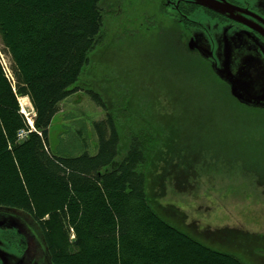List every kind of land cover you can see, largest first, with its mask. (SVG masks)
Wrapping results in <instances>:
<instances>
[{"label": "rangeland", "instance_id": "rangeland-1", "mask_svg": "<svg viewBox=\"0 0 264 264\" xmlns=\"http://www.w3.org/2000/svg\"><path fill=\"white\" fill-rule=\"evenodd\" d=\"M99 1L104 38L88 53L72 87L79 89L64 97L51 119L49 152L96 154L94 123L107 112L121 131L155 134L160 160L154 159V170H146L147 191L163 219L207 246L264 264V180L257 182L264 178V109L243 108L215 70L206 73L176 47L193 43L201 54L190 51L202 60H214V48L217 70L240 81L253 82L258 75L260 80L251 84L258 88L264 81L263 43L245 33L231 35V29L201 12L189 17L210 29L189 25L188 33L177 23L170 0ZM217 4L234 10L223 1ZM219 79L227 92L217 85ZM86 89L98 92L108 110ZM20 110L31 120L29 100L20 101ZM0 219L10 224L11 233L20 230L27 243V251L20 252L7 241L8 264H49L42 246L37 249L39 229L28 212L0 206Z\"/></svg>", "mask_w": 264, "mask_h": 264}, {"label": "trees", "instance_id": "trees-1", "mask_svg": "<svg viewBox=\"0 0 264 264\" xmlns=\"http://www.w3.org/2000/svg\"><path fill=\"white\" fill-rule=\"evenodd\" d=\"M99 2L0 0V39L15 80L13 89L0 65V206L34 217L52 264H249L198 241L154 208L146 170L157 167L155 134L121 131L117 118L107 112L94 123L96 154L63 157L49 152L51 119L64 97L79 89L72 87L88 53L104 38ZM176 47L210 72L209 62L185 45ZM86 91L106 110L98 92ZM21 96L34 111L32 127L20 110ZM23 129L27 134L18 139Z\"/></svg>", "mask_w": 264, "mask_h": 264}, {"label": "flooded vegetation", "instance_id": "flooded-vegetation-1", "mask_svg": "<svg viewBox=\"0 0 264 264\" xmlns=\"http://www.w3.org/2000/svg\"><path fill=\"white\" fill-rule=\"evenodd\" d=\"M170 1L172 2L170 3L172 5V8L176 9L175 14L178 16L177 23L179 22L180 24H182L184 29L188 33L190 32V28H191V26L189 25H193L194 29L195 28L199 29L202 27L206 28L207 31L210 29L207 26H202L200 21H196L189 17V15L192 12H196V13L201 12L204 16L209 18L211 17L214 21L217 22V25H220L222 28L231 29L230 30L231 35L232 34L242 35V33H245L248 37H250V39L254 40L255 43L257 41H261L264 45V0H204L207 3L211 2V4L214 5L223 1L228 6H231L232 7L231 9H234L233 11H228L227 12L228 14L216 12L215 10L212 9L210 5L208 7L206 6V4L203 5L202 3H200L199 1L197 2L196 0H170ZM223 42L225 43V38ZM191 45H192L191 47L186 46V49L189 51L190 49L198 50V48L193 43H191ZM214 50L215 49L213 48V53L211 54L212 57L215 58L214 60H216V57L217 55H219V53ZM198 53H200L199 50ZM203 58L205 60H208V62H210L211 69H213L212 63L214 62V60L207 57H203ZM30 217L32 216L30 215ZM32 219L34 220V222L37 225V228L39 229L38 235L33 233L36 239L40 235V238L36 240L38 244L37 249L39 247L41 248L42 246V249H44L45 252L44 259H47L49 264H52L49 250L46 247L45 238H43L42 229L40 228L39 223L34 219V217H32ZM8 225H10L8 222H5L0 219V264H8L6 257V252H7L6 243L7 241H9V239L13 240L16 250H19L20 252L27 251L26 250L27 243L25 239H23L22 234H20V230L11 233L6 229ZM36 262L37 261H34V264Z\"/></svg>", "mask_w": 264, "mask_h": 264}, {"label": "water", "instance_id": "water-1", "mask_svg": "<svg viewBox=\"0 0 264 264\" xmlns=\"http://www.w3.org/2000/svg\"><path fill=\"white\" fill-rule=\"evenodd\" d=\"M197 2L199 1L200 3H202L203 5L206 4V6L209 7V5L212 7L213 10H215L216 12L219 13H223V14H227V9L223 8V6H219L218 4H211V2L207 3L205 1H201V0H196ZM192 45L190 44L189 47H191ZM250 68H252V66H249ZM212 68L213 70L216 71L217 76L222 80V81H226L230 91H231V95L240 103L244 104V105H249L252 107H261L264 108V81L262 83V85L255 86V88H253L251 86L252 83L258 82L259 76L255 75V77H252L253 82L251 80H246L245 81H240L237 79H232L231 77H229L227 74H225V72L221 71V70H217L218 67H215L214 64L212 63ZM250 81L251 83L249 84ZM241 83L243 84V87L240 88L239 85H241Z\"/></svg>", "mask_w": 264, "mask_h": 264}, {"label": "built area", "instance_id": "built-area-1", "mask_svg": "<svg viewBox=\"0 0 264 264\" xmlns=\"http://www.w3.org/2000/svg\"><path fill=\"white\" fill-rule=\"evenodd\" d=\"M0 65H1V69H3V73H4L6 80L11 82L12 88L14 89L15 80L13 76V71L11 69L10 58L8 59V56L2 46L1 39H0ZM29 123H30V126L32 127V123L31 122ZM17 133H18L17 135L18 139H23V137L26 136L27 134V130L25 129L19 130Z\"/></svg>", "mask_w": 264, "mask_h": 264}, {"label": "bare ground", "instance_id": "bare-ground-1", "mask_svg": "<svg viewBox=\"0 0 264 264\" xmlns=\"http://www.w3.org/2000/svg\"><path fill=\"white\" fill-rule=\"evenodd\" d=\"M19 100H20L21 102H22V100H24V101H28L27 98H26L25 96H21V97H19V98H18V101H19ZM20 101H19V103H20ZM27 115H28V114H27ZM30 116H31V115H30ZM28 122H31V123H32V121L29 120V119H28Z\"/></svg>", "mask_w": 264, "mask_h": 264}]
</instances>
